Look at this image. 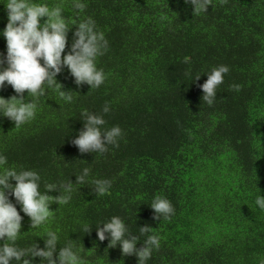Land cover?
<instances>
[{"label": "trees", "instance_id": "obj_1", "mask_svg": "<svg viewBox=\"0 0 264 264\" xmlns=\"http://www.w3.org/2000/svg\"><path fill=\"white\" fill-rule=\"evenodd\" d=\"M40 2L63 4L69 20L93 17L109 47L97 59L106 76L100 87L77 85L65 67L56 80L72 91L71 104L48 90L35 118L19 129L0 116V153L9 167L37 171L41 191L47 183H75V174L90 169L67 204L50 205L46 225L33 229L20 212L17 244L42 248L44 229L51 228L60 244L69 238L85 249V264H137L119 245L108 247L107 233L104 241L96 236V224L118 215L133 235L144 225L159 234L147 264H258L264 256V211L254 203L264 195V0H211L200 15L184 0H84L79 17L69 0ZM6 23L0 0V29ZM0 53H6L2 36ZM221 64L229 71L209 106L199 85L204 72ZM234 83L239 91L229 87ZM12 95L10 85L0 89V96ZM105 102V127L122 129L118 147L80 153L71 143L83 128L80 112H100ZM97 178L112 182L103 196L92 190ZM156 195L174 207L167 220L153 219L148 203ZM82 223L90 233L80 231ZM30 259L40 264L39 257Z\"/></svg>", "mask_w": 264, "mask_h": 264}, {"label": "clouds", "instance_id": "obj_2", "mask_svg": "<svg viewBox=\"0 0 264 264\" xmlns=\"http://www.w3.org/2000/svg\"><path fill=\"white\" fill-rule=\"evenodd\" d=\"M224 2L226 0H221V3ZM3 3L7 23L0 29V36L6 41V53H0V89L10 85L16 95L8 98L0 96V116L11 120L14 128L19 129L35 118L38 102L48 90L55 92L64 103L71 104L72 91L62 90L56 80L57 74L65 67L77 85L87 83L90 89H95L104 83L106 76L103 69L97 66V59L108 51L109 45L93 17L69 20L62 15L64 5L60 3L49 4L40 0H3ZM184 3L192 6L193 15H200L207 13L211 0H184ZM69 5L77 17L86 8L84 0H69ZM73 25L72 42L65 52L67 33ZM228 71L229 67L221 64L204 72L207 79L199 87L203 90L201 100L207 105H213L217 88L224 79L223 74ZM200 75L193 80H199ZM229 87L239 91L241 85L234 83ZM109 111L107 102L100 112L81 110L83 128L71 139L80 153L103 154L110 145L118 147L122 129L119 125L105 127L104 114ZM89 172L90 169L84 167L79 174H75V183L70 179L47 183L45 190L41 191V176L37 171L9 167L7 157L0 153V264H33L30 257H39L40 264H85L82 256L85 249L69 238L60 244V235L54 229H44L42 248L36 242L21 247L17 240L22 226L20 212L30 218L33 229L46 225L53 215L50 205L67 204L72 198L74 185L85 184ZM91 183L95 194L103 196L110 191L112 182L107 178H97ZM57 188L58 195L49 194ZM254 203L264 211V195H257ZM148 204L154 210V220H167L174 213V207L166 197L156 195ZM16 205H19V212ZM101 223L103 227H99ZM96 225V236L100 241L106 239L107 233L108 247L119 245L123 255L137 257V264H147L152 252L160 247L159 234L152 232L149 225L140 227L139 235H133L125 220L118 215ZM80 231L90 233L91 225L82 223ZM138 242H141L140 247H137ZM258 264H264V256L258 258Z\"/></svg>", "mask_w": 264, "mask_h": 264}]
</instances>
